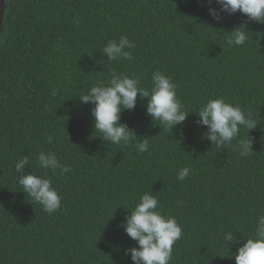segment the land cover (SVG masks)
<instances>
[{
	"label": "trees",
	"instance_id": "1",
	"mask_svg": "<svg viewBox=\"0 0 264 264\" xmlns=\"http://www.w3.org/2000/svg\"><path fill=\"white\" fill-rule=\"evenodd\" d=\"M208 7L207 0H5L0 264H133L124 250L138 245L123 222L145 192L182 227L170 264H235L234 253L264 213V23L239 11L217 22ZM212 7L219 8L215 0ZM241 24L249 40L229 46L228 33ZM121 36L134 42L133 59L108 61L104 46ZM155 71L176 84L186 120L165 128L146 115L147 98L138 94L135 109L121 114L132 142H105L93 128V105L80 95L113 73L137 77L151 91ZM219 97L257 123L247 157L235 148L246 129L217 147L196 123L192 112ZM144 137L149 150L138 153ZM49 150L71 172L39 169L37 154ZM25 155L26 172L52 180L62 198L58 211L48 214L22 192L14 164ZM183 167L191 175L179 181ZM229 230L239 243L228 250L222 236Z\"/></svg>",
	"mask_w": 264,
	"mask_h": 264
},
{
	"label": "clouds",
	"instance_id": "2",
	"mask_svg": "<svg viewBox=\"0 0 264 264\" xmlns=\"http://www.w3.org/2000/svg\"><path fill=\"white\" fill-rule=\"evenodd\" d=\"M207 3L209 15L217 22L221 20L222 13L232 15L239 11L250 21L264 23V0H215L219 8L212 7L213 0H207ZM248 32L246 24H241L228 33L227 44L244 46L249 40ZM134 47L133 41L121 36L119 40L108 41L103 53L108 61H130L133 59L131 49ZM151 79L152 87L149 91L140 87L139 78L113 73L110 79L101 80L80 95L78 100L81 103L93 105V128L102 135L105 142L120 147L132 142L135 133L126 123H121V114L125 110L135 109L138 94L141 99L147 98L146 115L154 122L159 121L165 128L172 130L186 120L190 113L184 110L177 97L176 84L171 77L155 71ZM51 93L53 96L57 94L55 89ZM192 113L197 114L198 125L207 127L204 137L217 147L232 145L243 127L247 130V135L237 140L235 148L241 157L252 153L253 139L249 136V130L255 129L257 123L242 107L219 97L209 99L198 111ZM47 142L52 143L53 137H47ZM135 147L138 153L147 152L150 147L149 139L144 137ZM28 164L26 155L14 164L16 180L22 192L32 203L41 205L48 214L58 211L62 198L53 187L52 180L35 172H26ZM37 167L60 176L71 172V167L62 164L50 150L37 154ZM191 171L190 167L179 169L177 180H186ZM130 213L123 222V228L138 246L124 250L125 256H130L133 264H170L173 246L183 236L182 227L176 218L162 214L159 200L151 192L142 194ZM222 241L228 250L230 245L239 243L237 236L230 230L223 234ZM233 256L235 264H264V213L256 217L252 234L237 248Z\"/></svg>",
	"mask_w": 264,
	"mask_h": 264
},
{
	"label": "water",
	"instance_id": "3",
	"mask_svg": "<svg viewBox=\"0 0 264 264\" xmlns=\"http://www.w3.org/2000/svg\"><path fill=\"white\" fill-rule=\"evenodd\" d=\"M4 13H5V0H0V37L2 32Z\"/></svg>",
	"mask_w": 264,
	"mask_h": 264
}]
</instances>
